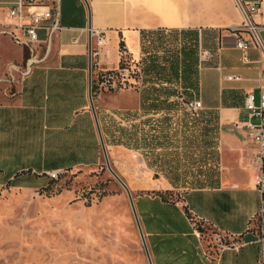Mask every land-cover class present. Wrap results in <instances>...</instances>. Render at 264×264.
Instances as JSON below:
<instances>
[{
    "label": "crops",
    "instance_id": "1",
    "mask_svg": "<svg viewBox=\"0 0 264 264\" xmlns=\"http://www.w3.org/2000/svg\"><path fill=\"white\" fill-rule=\"evenodd\" d=\"M16 1L0 0V37L18 49V57L7 61L1 77L6 65L22 63L26 56L8 34L22 36L6 13ZM236 1L245 7L259 4L250 19L264 48V0H59L61 29L48 50L44 31H38L35 55L41 61L0 95V188L36 189L48 180V172L99 167L103 157L95 116L107 157L133 194L150 264H257L258 245L251 233V217L259 203L253 185L255 149L244 139L242 126L243 98L246 93L257 96L264 60L250 47L247 64L239 62L240 51L234 48L231 33L242 22ZM89 32L103 38L94 59L102 70L115 69L126 60L141 63L146 44L165 40L162 58L146 61L147 72L152 74V65L158 64L161 86L181 80L195 86L202 109L215 113L224 170L216 186L176 195L166 178L154 177L149 169L123 159L115 142L106 144L108 137L118 139L117 127H129L134 116H151L144 115L140 96L149 84L97 91L91 84L96 71L89 57L95 37ZM121 42L126 58L119 53ZM202 50L209 55L198 62ZM228 76L239 80L226 81ZM261 85L264 88V82ZM107 124L115 131L107 134ZM206 230L213 232L211 239H204ZM219 244L226 247L219 249Z\"/></svg>",
    "mask_w": 264,
    "mask_h": 264
},
{
    "label": "rangeland",
    "instance_id": "2",
    "mask_svg": "<svg viewBox=\"0 0 264 264\" xmlns=\"http://www.w3.org/2000/svg\"><path fill=\"white\" fill-rule=\"evenodd\" d=\"M213 35L216 38V33ZM157 39L156 44L145 46L142 83L135 87L149 84L143 92L140 89V96L144 115L151 116H134L129 127H117L118 139L108 137L106 144L115 142L123 159L149 169L154 177L166 178L176 195L216 186L224 172L217 117L203 109L186 111L185 102L197 99L196 89H184L182 80L161 86L158 64L152 65V74L147 72L148 58H162L165 49V40ZM17 57L18 49L0 37V72L7 61ZM5 70L1 79L6 78ZM10 87L1 83L0 95ZM111 127L106 125L107 134L115 131ZM107 161L127 188L108 157ZM129 195L133 204V194ZM169 196L173 199L172 193ZM137 221L139 224L138 217ZM203 233L206 240L213 235L211 230ZM0 264H147L126 194L103 159L95 169L59 173L56 180L48 179L36 189L0 188Z\"/></svg>",
    "mask_w": 264,
    "mask_h": 264
},
{
    "label": "built area",
    "instance_id": "3",
    "mask_svg": "<svg viewBox=\"0 0 264 264\" xmlns=\"http://www.w3.org/2000/svg\"><path fill=\"white\" fill-rule=\"evenodd\" d=\"M237 8L241 14L242 22L240 26L232 30L234 48L240 51V62L247 64L246 51L248 48H255L259 57L264 60V48L258 36V27L254 24L250 15L259 10V4H252L248 7L236 1ZM8 17L15 20L14 29L18 30L22 36L18 37L14 33H8L16 46L26 50V56L22 63H11L6 66V78L0 83L8 86L14 85L21 78L26 76L33 65L41 61L35 55V47L38 45V31H44L45 49L48 50L53 35L61 29L59 25V0H17L7 7ZM244 33L245 36H241ZM91 37H95V48L89 50V57L93 59L92 68L96 71L91 84L97 91L116 92L141 85L139 61H125L120 66L112 70L99 69L98 63L94 61L97 56V48L101 45L103 38L95 32H89ZM119 53L126 58L127 50L123 43L119 44ZM208 52L199 51L197 61L202 62L208 58ZM226 81H238L237 76L225 77ZM264 74L258 78V93H246L243 98V109L246 113V120L243 123V130L247 140L254 146L253 165L254 190L259 195L258 207L251 217L254 224L251 233L254 242L258 245L257 264H264ZM185 110L195 113L202 109L199 100L194 99L184 104ZM50 180H56L58 173L48 172L45 174ZM225 244H219V249H224Z\"/></svg>",
    "mask_w": 264,
    "mask_h": 264
},
{
    "label": "water",
    "instance_id": "4",
    "mask_svg": "<svg viewBox=\"0 0 264 264\" xmlns=\"http://www.w3.org/2000/svg\"><path fill=\"white\" fill-rule=\"evenodd\" d=\"M89 104H90L91 111L93 112V108L91 106V101H90ZM94 121H95V127H96V130H97V135H98V138H99V143H100V147H101V151H102V157H103V160H104V165H105L107 171L109 172V174L112 176V178L121 186V188L124 190V192L126 194V197H127L128 203H129V207H130V211H131V214H132V217H133V220H134L137 232H138V236H139L140 243H141V246H142L144 254H145V258H146L147 264H150V261H149V258H148V255H147V252H146V249H145L144 241H143V235L141 233V230H140V227H139V224H138V221H137V217H136V214H135V211H134V207H133L129 192H128L127 188L125 187V185L119 180V178L108 167V161H107L105 149H104L103 143L101 141V137H100V133H99V130H98V127H97V122H96L95 116H94Z\"/></svg>",
    "mask_w": 264,
    "mask_h": 264
},
{
    "label": "trees",
    "instance_id": "5",
    "mask_svg": "<svg viewBox=\"0 0 264 264\" xmlns=\"http://www.w3.org/2000/svg\"><path fill=\"white\" fill-rule=\"evenodd\" d=\"M154 68H153V72H154ZM161 70V69H160ZM152 72V73H153ZM158 73H159V75H160V72L158 71ZM175 73H176V71H175ZM161 80V79H160ZM184 85V84H183ZM191 87V89H195V86H193V85H184V89H189ZM164 100H166V101H168V99H164ZM158 100L157 99H150V102H152V103H156Z\"/></svg>",
    "mask_w": 264,
    "mask_h": 264
}]
</instances>
